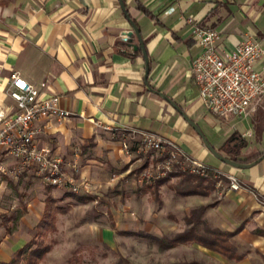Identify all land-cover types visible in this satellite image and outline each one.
<instances>
[{"label":"crops","instance_id":"0c3cea01","mask_svg":"<svg viewBox=\"0 0 264 264\" xmlns=\"http://www.w3.org/2000/svg\"><path fill=\"white\" fill-rule=\"evenodd\" d=\"M123 3L125 9L120 0H0V107H16L9 90L10 75L17 71L41 97H57L58 105L72 112L63 120L35 121L34 142L63 158L67 171L76 168L77 180L89 187L85 196L106 189L124 200L152 196L155 185L149 188L137 180L136 188L121 191L129 179L131 158H161L154 151L137 150L142 133L157 134L193 158L235 175L242 188L225 186L220 199L207 181L188 195L180 194L175 186L183 175H175L180 179L176 185L169 178L157 183V191L162 193L163 185H168L178 205H189L186 213L210 204L205 213L209 224L234 233L231 242L243 255L237 261L193 244L215 263L264 264V94L240 117L209 111L192 76L200 46L189 21L219 31L220 52L232 51L248 38L264 47V0ZM131 21L148 54L147 78L143 53L134 49L137 37L126 36ZM256 68L264 69V55ZM124 138L131 145L130 155L123 148ZM206 142L233 160L263 155L252 166L237 168L219 160ZM34 175L35 182H43ZM45 187L46 199L70 193ZM8 226L12 227L10 221L0 222V261L11 260L27 243L17 241Z\"/></svg>","mask_w":264,"mask_h":264},{"label":"rangeland","instance_id":"374dc122","mask_svg":"<svg viewBox=\"0 0 264 264\" xmlns=\"http://www.w3.org/2000/svg\"><path fill=\"white\" fill-rule=\"evenodd\" d=\"M131 159L129 179L121 191L136 188L137 181L148 186L139 179L140 173L147 166L155 169L162 161V158ZM146 159L147 164L144 163ZM34 174L30 169L25 177H0L6 178L0 184V222L11 218L13 237L17 241L25 243L34 239L33 248L35 242L47 247L36 264H171L184 260L217 264L193 244L160 251L155 241L140 236V232L161 236L184 230V217L188 214L185 208L189 205L186 202L178 205L174 191L166 184L162 193L153 189L152 196L137 200H124L126 198L115 195L113 189H106L99 195L94 193L83 201L59 192L51 205L49 223L39 231L36 225L43 216L44 192L48 189L44 182H35ZM175 175L161 180L169 178L171 184L176 185L180 179ZM214 189L218 198L220 191L216 184ZM112 221L115 229L111 227Z\"/></svg>","mask_w":264,"mask_h":264},{"label":"built area","instance_id":"2783aa9c","mask_svg":"<svg viewBox=\"0 0 264 264\" xmlns=\"http://www.w3.org/2000/svg\"><path fill=\"white\" fill-rule=\"evenodd\" d=\"M189 21L194 24L193 38L200 46L192 63V76L206 107L220 116L245 115L251 103L264 94V69L256 68V62L264 55V47L248 38L234 50L220 52L217 47L219 31ZM9 95L16 107L14 110L0 107V177L17 178L22 171L33 169L48 186L65 188L74 194L89 192L88 184L75 177V167L74 171H67L63 158L50 148H38L34 142L35 121L63 120L72 112L61 108L57 97H41L39 90L17 71L10 75ZM122 145L130 155L131 145L126 138ZM137 150L154 151L162 158L155 169L147 166L140 173L139 179L148 185L176 174L213 179L220 191L219 199L225 186L232 190L242 188L235 175L193 158L176 143L157 134L142 133ZM6 158H13L14 162L8 164Z\"/></svg>","mask_w":264,"mask_h":264},{"label":"trees","instance_id":"16d2710c","mask_svg":"<svg viewBox=\"0 0 264 264\" xmlns=\"http://www.w3.org/2000/svg\"><path fill=\"white\" fill-rule=\"evenodd\" d=\"M144 9V8H143ZM133 149V147H132ZM136 149V148H135ZM263 154L255 155L253 158L249 159H236L242 162L256 161ZM147 159L145 160V164H147ZM162 180H158L154 184L148 185L149 188L156 189L159 182ZM207 181L210 187H214L215 181L210 178H202L198 176H189L183 175V178L180 182L175 186L176 191L182 195H188L192 193L197 187L203 185V182ZM50 188H52L50 186ZM71 196L77 198L80 201L86 200L89 196H85L83 194H74L72 192L69 193ZM157 195V194H156ZM158 199V196H156ZM54 202V198L51 196L47 197L45 211L42 219L37 224V228L39 231L41 228L46 226L49 221L47 218L51 213V205ZM210 204L200 205L196 208H193L189 211V213L184 217L185 227L184 230L178 232H170L165 233L161 236L150 234L148 232H140V236L148 238L150 241H155L158 244L160 251H166L168 249H172L181 244H197L202 247H205L211 251L217 252L227 259L230 260H240L243 255L238 252L237 246L231 242V238L234 236L233 232H228L221 230L219 228L213 227L209 222L205 219V213L207 209L210 207ZM11 218H7L6 221H10ZM111 227L113 229L116 228L115 222L112 221ZM7 230L11 231V227L8 226ZM120 233H124L121 231ZM34 239L28 241L21 249H19L15 255L9 261H0V264H36L37 260L43 255V253L47 250V247H42L41 244H37L35 242V248H33ZM171 264H213L211 262H206L204 260H184L179 262H174Z\"/></svg>","mask_w":264,"mask_h":264},{"label":"water","instance_id":"95a60500","mask_svg":"<svg viewBox=\"0 0 264 264\" xmlns=\"http://www.w3.org/2000/svg\"><path fill=\"white\" fill-rule=\"evenodd\" d=\"M120 3H121V6L123 9H125V6H124V3H123V0H120ZM131 24H132V30L127 32L126 36L131 38H133V36L135 35L138 39V44L134 46V49L135 50H138L140 49L143 53V56H144V59H145V62H146V73H145V77L147 78L148 76V73H149V59H148V54H147V51H146V48H145V44H144V41H143V38L141 36V33H140V30L139 28L135 25V23L133 21H131ZM209 150L219 159L221 160L222 162H224L225 164H228V165H231V166H234V167H237V168H247V167H250L252 166L254 162H250V163H240V162H237L236 160H233V159H230V158H227L225 156H223L222 154H220L219 152H217L212 146H210L207 142H206Z\"/></svg>","mask_w":264,"mask_h":264}]
</instances>
